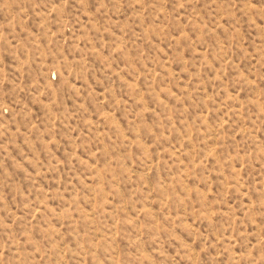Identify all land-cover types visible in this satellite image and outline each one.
I'll return each instance as SVG.
<instances>
[{"label":"rangeland","instance_id":"1","mask_svg":"<svg viewBox=\"0 0 264 264\" xmlns=\"http://www.w3.org/2000/svg\"><path fill=\"white\" fill-rule=\"evenodd\" d=\"M0 264H264V0H0Z\"/></svg>","mask_w":264,"mask_h":264}]
</instances>
